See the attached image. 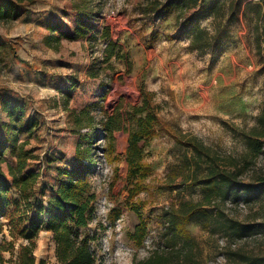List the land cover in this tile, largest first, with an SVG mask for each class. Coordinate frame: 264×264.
Instances as JSON below:
<instances>
[{
  "label": "rangeland",
  "instance_id": "rangeland-1",
  "mask_svg": "<svg viewBox=\"0 0 264 264\" xmlns=\"http://www.w3.org/2000/svg\"><path fill=\"white\" fill-rule=\"evenodd\" d=\"M171 1L37 0L24 6L18 17L0 22V92L25 100L28 118L40 122L34 135L21 139L29 140L38 155L33 167L41 176L32 201L45 208L57 183L56 169L75 165L77 148L88 147L84 138L95 137L90 181L97 210L87 230L97 234L95 248L105 257L103 264H131L162 247L171 213L186 203L206 210L184 224L194 240L192 264H241L240 255H264V232L231 239L230 226L263 222L264 196L253 202L243 196L238 202L203 203L199 187L183 185L185 147L179 141L195 137L221 159L242 160V133L256 126L264 107V79L258 73L264 59V18L242 16L220 53H201L191 50L192 34L184 25L196 9L164 12ZM83 8L94 12L91 30L76 38ZM212 22L203 19L198 25L212 31ZM52 27L61 30L50 36ZM143 90L153 95L160 127L152 140L140 143L150 175L146 190L132 200L135 182L129 178L127 155ZM263 173L264 154L242 180L250 182ZM134 206L141 208L147 225L140 247L130 237L140 222ZM3 235L12 240L7 226ZM24 245L20 239L14 254L3 252L5 264H15ZM55 251L53 235L42 231L34 250L37 264H56Z\"/></svg>",
  "mask_w": 264,
  "mask_h": 264
},
{
  "label": "trees",
  "instance_id": "trees-1",
  "mask_svg": "<svg viewBox=\"0 0 264 264\" xmlns=\"http://www.w3.org/2000/svg\"><path fill=\"white\" fill-rule=\"evenodd\" d=\"M36 1H0V22L15 19L24 6L34 5ZM175 7L183 11L196 9L190 18H185L184 25L192 34L191 50L201 53H220L232 39V28L240 22L242 16L247 18L252 14L257 19L264 18V2L252 0H172L164 7V12ZM93 13L84 8L78 11L76 38L89 34ZM203 19H212V31L198 25ZM261 28L259 22L256 23L259 45ZM60 30V27H52L50 36ZM258 73L264 79V59L261 60ZM142 97V105L134 111L138 116L137 130L130 135L127 155L129 178L135 182L130 190L132 200L146 190L144 182L150 175L148 165L143 162L140 143L152 140L160 127V118L153 110L152 93L143 90ZM2 107L10 121L2 124L6 134L0 136V264L6 263L2 253L10 251L14 254L15 241L20 239L27 245L20 247L15 264H37L34 250L44 230L53 235L56 264H103L105 257L95 248L97 234L87 230L94 222L97 210V195L90 181L95 165V153L90 149V144L95 137L89 135L84 138L88 147L77 148L75 165L56 169L57 183L52 185L45 208L42 202L32 201L41 176L33 167L38 155L34 149L29 148V140L20 141L21 135H33L40 127V122L36 118L25 119V106L16 98L2 100ZM77 124L81 125L80 118ZM242 139L246 154L241 161L235 158L221 159L195 137H187L185 142L179 141L185 147L181 165L183 185L199 187L203 193V203L210 206L215 200L226 203L232 198L238 202L243 196L246 201L253 202L264 196V173L250 182L242 180L245 171L264 154V107L258 115L256 126L248 133H242ZM108 153L109 156L114 154L112 149ZM13 192L17 197L13 196ZM133 209L140 222L130 237L140 247L147 235V225L141 208L134 206ZM205 213L203 206L190 203L182 205L179 211L172 212L169 217L165 229L167 242L144 259L134 258L131 264H192L194 240L186 233L184 224ZM2 218H6L7 222L3 223ZM6 226L11 241L3 235ZM230 227L235 234L231 239H243L256 232H264V221L252 224L233 222ZM240 256L241 264H264V255Z\"/></svg>",
  "mask_w": 264,
  "mask_h": 264
},
{
  "label": "crops",
  "instance_id": "crops-1",
  "mask_svg": "<svg viewBox=\"0 0 264 264\" xmlns=\"http://www.w3.org/2000/svg\"><path fill=\"white\" fill-rule=\"evenodd\" d=\"M0 1H2V0H0ZM4 99H12V97L9 95V93H1L0 92V136H3V134H6V132H3V130H2V124L5 123V122L7 123V122L10 121V118L8 117V114L3 111L2 100H4ZM16 99L19 100L25 106V109L27 108V104H26L25 100H23L22 98H18V97H16ZM25 119H28L27 112H26V118ZM23 136H28V135L27 134L21 135L20 136V141L25 140V139H21Z\"/></svg>",
  "mask_w": 264,
  "mask_h": 264
},
{
  "label": "bare ground",
  "instance_id": "bare-ground-1",
  "mask_svg": "<svg viewBox=\"0 0 264 264\" xmlns=\"http://www.w3.org/2000/svg\"><path fill=\"white\" fill-rule=\"evenodd\" d=\"M125 141V140H124Z\"/></svg>",
  "mask_w": 264,
  "mask_h": 264
}]
</instances>
